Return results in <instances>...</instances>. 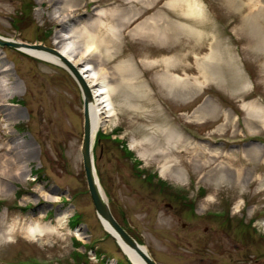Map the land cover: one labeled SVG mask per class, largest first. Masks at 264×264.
Wrapping results in <instances>:
<instances>
[{
  "label": "rangeland",
  "instance_id": "rangeland-1",
  "mask_svg": "<svg viewBox=\"0 0 264 264\" xmlns=\"http://www.w3.org/2000/svg\"><path fill=\"white\" fill-rule=\"evenodd\" d=\"M160 16L165 41L134 35ZM92 26L98 49L85 58L115 76L116 114L92 154L117 222L156 264H264V0H0L9 40L57 50L60 32L83 52ZM3 62L0 170L12 173L0 172V227L18 226L0 237V264H129L87 188L78 83L62 65L7 45ZM249 148L256 162L243 159ZM220 165L226 181L216 187L207 173ZM29 222L57 229L31 240Z\"/></svg>",
  "mask_w": 264,
  "mask_h": 264
},
{
  "label": "bare ground",
  "instance_id": "bare-ground-1",
  "mask_svg": "<svg viewBox=\"0 0 264 264\" xmlns=\"http://www.w3.org/2000/svg\"><path fill=\"white\" fill-rule=\"evenodd\" d=\"M189 8H194L197 9L196 4H190L188 5ZM62 10V9H61ZM164 19V18H163ZM161 20L160 18L154 20V22L149 21H144L141 24H139L136 27L134 35H141L144 37H149L156 39L158 41H165L168 38V29L165 25L160 23L159 21ZM165 20V19H164ZM104 23V20L102 18H99L98 21L93 23L95 27H100ZM63 25V24H61ZM63 27V26H62ZM64 28V27H63ZM91 28L84 27V33L86 35V39L83 42L84 43V51L80 52L76 49L75 45L71 41H66L68 39V36H64L60 32H58L56 35V38L58 37L59 40L56 41L57 43V50L63 54L79 71L81 76L83 77L84 82L86 83L88 89H89V99H88V105H89V110L91 114V124H92V133L95 135L98 129L104 128L107 124V122L110 120L112 116L116 114V109L114 107L113 103V96H114V90L111 85V80L115 78L114 73L109 72L105 67L102 66V63L100 62L99 59L94 57L92 60L85 58V53L93 50L98 49V44L96 43V33L94 31H91ZM27 54L33 55L35 57L54 62L59 65H63V62L60 61L55 55L52 53L45 51V50H30L26 49ZM164 57H161V60ZM5 62H3L0 67L5 66ZM2 70H8L7 67H4ZM166 87L170 92L173 91V89H176L180 92H184L185 88L184 87H176V86H169L168 84L163 85ZM4 90V89H3ZM250 107L255 106L254 102L248 104ZM257 150L253 148H249L244 151L243 153V159L251 158L252 162H256V159L254 157L257 156ZM211 157L213 158L218 152L216 150L211 151ZM230 158L232 157V153H229ZM237 159H233L232 161L229 159V162L234 166L233 161ZM94 162V161H93ZM206 161H203L200 163V165H205ZM201 166V167H203ZM221 166V167H220ZM215 166L211 169L208 170L207 173V178L209 184H212L214 186H220L222 185L225 181L226 178L223 176V171H224V166ZM95 168V166H94ZM23 170V167L18 166V169L15 170L14 175H18L20 171ZM170 170L168 165H164L162 168V172L164 175H167V177L172 180L173 174L169 173L168 171ZM236 170V178L233 182L234 185L237 187L239 186V183L243 179L242 177V172H241V167L236 166L234 171ZM0 172L4 175H8L9 173H12V171L7 170V169H1ZM260 182L264 183V178L260 176ZM7 185L5 180H0V191H4L5 186ZM99 187L101 190V193L103 194L104 199L106 200L105 193L99 183ZM243 193V191L240 189L239 194ZM52 199L54 201H58L59 196H52ZM236 207H239L237 204ZM69 213V210H66L64 212V215L62 216L64 220L66 219L67 215ZM61 224V223H60ZM103 227H105L106 230L109 232H113L111 229H109L107 223L103 221ZM264 225V223H263ZM18 224L16 222L12 223L9 225L7 228L0 227V237H3L4 232L7 231L9 234L13 233L16 231V227ZM57 228H54L52 226H42L39 223L32 224V222L28 223L27 226L25 227L23 233L25 234V237L31 239V240H40L41 236L43 235L44 230H48L51 232H55ZM120 248L124 252L129 264H147L145 260L141 257V255L132 247L125 245L122 243L120 240ZM144 247V246H142ZM145 248V247H144ZM147 254L148 251L145 248Z\"/></svg>",
  "mask_w": 264,
  "mask_h": 264
},
{
  "label": "water",
  "instance_id": "water-1",
  "mask_svg": "<svg viewBox=\"0 0 264 264\" xmlns=\"http://www.w3.org/2000/svg\"><path fill=\"white\" fill-rule=\"evenodd\" d=\"M0 45L2 46L7 45L13 47L24 53H27L26 49L48 51L53 55H55L60 61H62L64 65L63 67H65V69L74 77V79L76 80V82L80 87L82 93V99H83V136L81 143L82 164L85 173L87 188L91 196L97 216L100 222L102 223V225H103V221H105L109 229L113 231V232H109L108 230L105 229L117 241L119 246H120V242H119L120 240L125 245L134 248L141 255V257L145 260L147 264H156L154 259L149 254H147L145 248L142 247V245L139 244L117 222V220L115 219L109 208L107 200L104 199L103 194L101 193L99 187V180L94 168L93 154H92L94 134L92 133L91 114L88 105L89 89L86 83L84 82L83 77L77 70V68L58 50L54 48L45 47L42 44H35V43L30 44L26 42L13 41L6 39L0 35Z\"/></svg>",
  "mask_w": 264,
  "mask_h": 264
},
{
  "label": "trees",
  "instance_id": "trees-1",
  "mask_svg": "<svg viewBox=\"0 0 264 264\" xmlns=\"http://www.w3.org/2000/svg\"><path fill=\"white\" fill-rule=\"evenodd\" d=\"M124 149H126L125 147H124ZM126 154L128 155V156H130V157H132L133 156V153H132V151H130V150H128V151H126ZM137 164H138V162H137ZM160 182H158V183H155L156 185H157V187H165V182H163L162 180H160V179H158ZM147 181L148 182H152V176L151 175H148V177H147ZM153 183V182H152ZM109 236V235H108Z\"/></svg>",
  "mask_w": 264,
  "mask_h": 264
},
{
  "label": "flooded vegetation",
  "instance_id": "flooded-vegetation-1",
  "mask_svg": "<svg viewBox=\"0 0 264 264\" xmlns=\"http://www.w3.org/2000/svg\"><path fill=\"white\" fill-rule=\"evenodd\" d=\"M178 197H183L182 195H178ZM166 205L168 206V207H172V205L170 204V203H166Z\"/></svg>",
  "mask_w": 264,
  "mask_h": 264
}]
</instances>
